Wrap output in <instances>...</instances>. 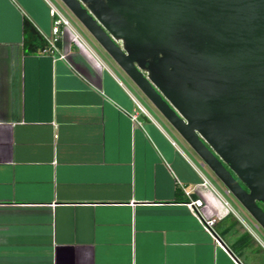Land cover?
<instances>
[{"label":"crops","instance_id":"0c3cea01","mask_svg":"<svg viewBox=\"0 0 264 264\" xmlns=\"http://www.w3.org/2000/svg\"><path fill=\"white\" fill-rule=\"evenodd\" d=\"M24 18L52 37L48 0H0V264H264L201 160L103 56L63 27L64 59L25 53Z\"/></svg>","mask_w":264,"mask_h":264},{"label":"water","instance_id":"95a60500","mask_svg":"<svg viewBox=\"0 0 264 264\" xmlns=\"http://www.w3.org/2000/svg\"><path fill=\"white\" fill-rule=\"evenodd\" d=\"M264 231V0H59Z\"/></svg>","mask_w":264,"mask_h":264},{"label":"rangeland","instance_id":"374dc122","mask_svg":"<svg viewBox=\"0 0 264 264\" xmlns=\"http://www.w3.org/2000/svg\"><path fill=\"white\" fill-rule=\"evenodd\" d=\"M70 23L78 34L88 43H90L97 52L108 62L111 68L116 72L118 77L124 82L128 90L134 95V97L140 102L143 108L154 118L158 123L176 139L181 148L188 153L193 161L199 162V158L194 152L187 146V144L180 138V136L174 131V129L162 118V116L154 109V107L146 100V98L140 93V91L134 86V84L124 75V73L116 66V64L110 59V57L100 48V46L92 39V37L86 32V30L79 24V22L70 14V12L64 7L59 0H48ZM205 176L213 182L218 191L224 196L229 205L237 212V214L245 221V223L254 230L261 241L264 243V233L260 229L255 228V223L247 215L246 211L236 202L231 195L224 194L225 188L214 177V175L205 167L203 170Z\"/></svg>","mask_w":264,"mask_h":264},{"label":"built area","instance_id":"2783aa9c","mask_svg":"<svg viewBox=\"0 0 264 264\" xmlns=\"http://www.w3.org/2000/svg\"><path fill=\"white\" fill-rule=\"evenodd\" d=\"M49 7H50L51 14L53 17L52 29H51L52 37L43 36L45 39V42L48 45V49H44L42 51V54H49L53 57H58V58L64 59V55L58 51L57 46H56V42L58 41V35L60 33V28L63 27L65 29H69L72 31H73V28L70 25L69 21L50 2H49ZM76 37H77V35H76ZM138 108L141 111L146 112V110L143 107H141L139 104H138ZM205 183H208V182L205 181ZM225 192H226V194H229L227 191H225ZM187 196L189 197V193L187 194ZM224 203L226 205H228V203L226 201H224ZM186 206L189 208L192 215L198 220V222L200 223L203 230L210 237H212L216 241V243H218V244L222 243L221 239L219 238V236L215 232L216 220L206 218L202 213L203 202L201 200H190L186 204ZM238 264H239V262H238Z\"/></svg>","mask_w":264,"mask_h":264},{"label":"trees","instance_id":"16d2710c","mask_svg":"<svg viewBox=\"0 0 264 264\" xmlns=\"http://www.w3.org/2000/svg\"><path fill=\"white\" fill-rule=\"evenodd\" d=\"M23 50L25 53L34 54L42 53L44 49H48L44 37L38 32L33 24L26 18L23 19ZM58 41L56 42V44ZM249 237V235H247Z\"/></svg>","mask_w":264,"mask_h":264},{"label":"flooded vegetation","instance_id":"af4514ba","mask_svg":"<svg viewBox=\"0 0 264 264\" xmlns=\"http://www.w3.org/2000/svg\"><path fill=\"white\" fill-rule=\"evenodd\" d=\"M258 206L261 208V210L264 212V204H259L258 203ZM248 215V214H247ZM249 216V215H248ZM250 217V216H249ZM251 218V217H250ZM251 220L253 221V219L251 218ZM254 222V221H253ZM255 223V222H254ZM255 228L256 229H260L259 227L256 226V223H255ZM262 231V229H260ZM264 233V231H262Z\"/></svg>","mask_w":264,"mask_h":264}]
</instances>
